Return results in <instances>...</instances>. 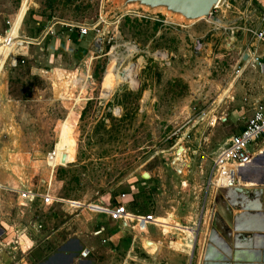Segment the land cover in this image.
Segmentation results:
<instances>
[{
	"label": "rangeland",
	"instance_id": "rangeland-1",
	"mask_svg": "<svg viewBox=\"0 0 264 264\" xmlns=\"http://www.w3.org/2000/svg\"><path fill=\"white\" fill-rule=\"evenodd\" d=\"M122 3L0 0V227L17 246L11 264L83 247L89 264L202 263L216 209L212 159L242 125L228 118L226 95L264 0H229L194 22ZM77 24L89 27L82 40ZM130 62L141 63L135 87L118 77ZM129 191L125 209L155 218L138 216L102 242L117 220L94 204H120ZM146 223L161 229L158 243L133 241Z\"/></svg>",
	"mask_w": 264,
	"mask_h": 264
},
{
	"label": "water",
	"instance_id": "water-1",
	"mask_svg": "<svg viewBox=\"0 0 264 264\" xmlns=\"http://www.w3.org/2000/svg\"><path fill=\"white\" fill-rule=\"evenodd\" d=\"M122 2L124 7L136 6L149 11H160L156 8H165L181 15L187 22H194L211 17L212 8L218 0H122ZM143 176L148 177V174L145 173ZM253 182L256 185L237 184L216 189V209L210 216L208 231L204 237L201 264H238L237 261L243 258L241 254H248L247 256L250 254L247 251L236 250L243 247L242 241H246V245L249 246L256 237H264V176L256 177ZM202 221L203 212L198 225ZM1 232L0 228V234ZM195 233L190 259L195 250L198 229ZM261 253L264 262V249Z\"/></svg>",
	"mask_w": 264,
	"mask_h": 264
},
{
	"label": "crops",
	"instance_id": "crops-1",
	"mask_svg": "<svg viewBox=\"0 0 264 264\" xmlns=\"http://www.w3.org/2000/svg\"><path fill=\"white\" fill-rule=\"evenodd\" d=\"M263 13H264V9L259 14L252 13V15L257 16L256 25L260 23L261 20L260 18ZM239 52H240L239 55L241 57L240 60L242 64L237 70V75H235L234 81H232L233 83L231 82L232 84L230 83V86L228 87V94L226 96H229L230 98L226 99V104L230 103L229 105L235 107L234 109H231L229 113H227L229 114L228 118L234 122L239 121L242 124L241 125L242 128L245 119L251 115L254 105L262 96H264V44L260 41L254 40L251 37L249 45L246 48L241 49ZM254 57H257L259 64L257 63V61L254 60ZM229 105H227V107H229ZM226 116L227 115H225V119H227ZM259 148H262L263 150L262 152L258 153L253 160L256 161L257 165L260 167V170L262 171V167H264V160H260V159L262 153L264 152V143H260ZM259 176L260 177L264 176V171H262V173L259 174ZM247 186H251V185H247ZM128 193H131L130 197L132 198L134 197L135 193H133V191H129ZM129 204L130 203H127V211L135 214L134 212L129 210L128 207ZM235 212L236 211L234 210V213ZM135 215H139V214H135ZM140 216H145V214ZM145 217L155 218V216H151V215H146ZM116 223H117V228H113L110 230V232L108 233L109 235L106 238L107 241L115 242V240H118V238H120V234L124 233V229H121L119 225L120 224L119 221H116ZM146 224L149 225H144V228L141 229L140 232H138L137 230L135 231L134 229L136 235L133 241H135L137 234H140L142 240L143 238H146L147 240H152L158 243V241L155 239L156 232L154 229L155 228L160 229V228L157 225L151 223H146ZM101 226L104 227V231L99 233L100 236L104 235V232H107L106 231L107 224L106 225L100 224L98 225L97 229ZM134 227L135 226L132 224V226L127 227V230L130 228L133 229ZM1 230L3 229L1 228ZM104 237L105 236H103L102 238ZM242 242H243L242 245L243 247L238 248L236 250L239 252L247 251L250 254L249 256H247L248 254H245L246 256L244 254H241L243 258L237 261V263L264 264V262L262 261L263 255L261 253L264 249V237L262 238L256 237V239H254L251 245L249 246L246 245L247 244L246 241H242ZM244 245L247 247H245ZM131 246H132L131 248H133V242ZM142 246L145 251L149 250V248L145 247L144 241ZM85 258H82L79 255L78 257L70 258L68 257V255H65L64 253L60 252L55 256L48 258L46 262L45 263L43 262L42 264H65L70 261L73 262V264H89V261L85 260ZM11 261H12L11 253L0 252V264H11Z\"/></svg>",
	"mask_w": 264,
	"mask_h": 264
},
{
	"label": "built area",
	"instance_id": "built-area-1",
	"mask_svg": "<svg viewBox=\"0 0 264 264\" xmlns=\"http://www.w3.org/2000/svg\"><path fill=\"white\" fill-rule=\"evenodd\" d=\"M229 7V0H221L212 8L211 13L218 9L223 10ZM260 19L261 20L258 25L245 28L254 40L260 41L264 44V13L262 14ZM75 26L78 28L79 34L82 36L86 35L89 29L88 26L83 24H77ZM45 28L47 33H51L52 35L56 33L53 25L51 27L50 25H47ZM12 56L15 61L17 54L13 53ZM254 60L259 64L257 57H254ZM260 143H264V96H262L254 105L251 115L245 119L242 128L238 132L229 135L225 139L224 144L214 154V157L212 159L214 171L219 170L221 173H224L229 177L228 185L223 186L233 187L238 184L235 180L237 178V175L235 174V167H241L242 165L249 164L254 159V157L262 151V148H259ZM212 175L210 176V179ZM210 179L209 184H211ZM0 187H2L1 184ZM219 187L221 186L215 188ZM130 195L131 193H121L118 197V201L120 204L112 205L110 202H106L105 204H94L96 206L94 211L98 214H103L106 218H111L119 221L121 229L132 226V222L138 221L137 218L140 215H135L125 209V205L123 202L125 200H132V197H130ZM73 201L77 202L75 203L77 204L75 207L83 205L82 203H80V201ZM32 227L31 229L32 231H34L33 229H36V227L34 225H32ZM28 228H30V225H28ZM103 231L104 227L101 226L94 233L98 235ZM2 232L0 234V252L11 253V257L13 258V252H15L17 246H11L12 239H10L8 235L7 237H2ZM106 241L107 240L105 237L102 238V242ZM16 242L20 246V241ZM89 253L90 249L88 247H83L79 252V256L85 258L89 255Z\"/></svg>",
	"mask_w": 264,
	"mask_h": 264
},
{
	"label": "bare ground",
	"instance_id": "bare-ground-1",
	"mask_svg": "<svg viewBox=\"0 0 264 264\" xmlns=\"http://www.w3.org/2000/svg\"><path fill=\"white\" fill-rule=\"evenodd\" d=\"M216 21L220 23L221 20L217 18ZM158 56L165 57L166 55L163 52H159ZM140 64L141 63H134V62L128 63L125 66V68L119 72L118 77L120 78V80L128 82L131 86L135 87L137 85V73H138ZM224 95H225V91L223 92V94L220 95V98L218 99V101L222 100ZM260 160H264V152L262 153ZM218 171H214L212 179H211V184H213V178L217 175ZM261 173L262 171L260 170V167L257 165L256 161L252 160L247 165H242L241 167H235V174L237 175V178L235 180L238 184H241V185H255L253 181L255 180L256 177L259 178L261 176V175L259 176V174ZM228 181H229V177L219 171V175L217 176L216 181H214L215 182L214 184H216L215 187H218V186L222 187L223 185H228ZM195 234H196L195 231L192 234L189 233L187 240L188 238H190L189 241L192 243Z\"/></svg>",
	"mask_w": 264,
	"mask_h": 264
},
{
	"label": "trees",
	"instance_id": "trees-1",
	"mask_svg": "<svg viewBox=\"0 0 264 264\" xmlns=\"http://www.w3.org/2000/svg\"><path fill=\"white\" fill-rule=\"evenodd\" d=\"M72 30V29H71ZM75 30V29H74ZM78 30V29H77ZM78 33H74V31H72V33L74 34V36H75V39L76 40H82L83 38H84V36L83 37H81L80 36V34H79V31H77Z\"/></svg>",
	"mask_w": 264,
	"mask_h": 264
},
{
	"label": "flooded vegetation",
	"instance_id": "flooded-vegetation-1",
	"mask_svg": "<svg viewBox=\"0 0 264 264\" xmlns=\"http://www.w3.org/2000/svg\"><path fill=\"white\" fill-rule=\"evenodd\" d=\"M45 262H46V261H45ZM45 262H44V263H45Z\"/></svg>",
	"mask_w": 264,
	"mask_h": 264
}]
</instances>
